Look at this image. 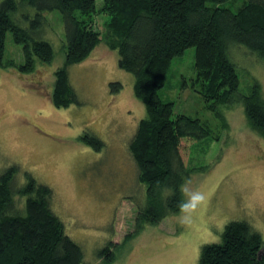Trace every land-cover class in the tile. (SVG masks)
<instances>
[{
    "label": "rangeland",
    "instance_id": "374dc122",
    "mask_svg": "<svg viewBox=\"0 0 264 264\" xmlns=\"http://www.w3.org/2000/svg\"><path fill=\"white\" fill-rule=\"evenodd\" d=\"M243 1L227 5L236 10ZM101 2L96 0L98 6ZM44 15L48 23L41 36L52 45L53 60L37 62L30 73L0 67V174L14 165L18 188L30 175L51 189V209L82 248L81 264H107L97 255L109 242L117 245L109 264H198L201 246L219 242L232 220L246 221L264 238V138L248 125L238 103L222 113L223 127L192 87L194 47L173 59L158 92L173 102L174 115L199 118L212 130L203 140L190 141L184 153L189 166L200 169L187 187L203 192L205 202L187 223H181L179 211L127 237L145 200V185L129 150L145 105L134 93V76L118 66V52L108 45L110 16L98 13L92 25L100 41L84 60L66 67L74 96L56 106L51 96L55 73L65 62L64 26L59 11ZM231 52L239 93L248 94L258 82L264 96V59L240 46ZM4 57L14 64L23 61L22 45L11 32ZM111 82L120 83L118 91ZM83 137L99 139L101 148ZM24 199L14 200L19 212Z\"/></svg>",
    "mask_w": 264,
    "mask_h": 264
},
{
    "label": "trees",
    "instance_id": "16d2710c",
    "mask_svg": "<svg viewBox=\"0 0 264 264\" xmlns=\"http://www.w3.org/2000/svg\"><path fill=\"white\" fill-rule=\"evenodd\" d=\"M228 1L102 0L99 6L96 0L0 1V67L14 66L21 73L32 72L37 62L53 60L52 45L41 32L48 23L44 12H60L65 62L55 73L51 99L56 106L66 105L74 96L66 67L84 60L100 41L92 25L95 15L110 16L108 45L118 52V66L134 76V93L146 110L129 143L138 179L145 185V200L127 237L178 213L186 200L181 186L200 170L185 160V146L210 136V126L199 118L174 115L173 102L158 92L173 59L185 49L195 48L192 87L209 102L223 127L222 113L238 103L248 125L264 138L261 86L255 82L248 94L239 93L240 78L231 52L240 46L264 59V0H244L236 10ZM8 32L22 45L20 64L4 57ZM111 85L113 91L121 87L117 82ZM83 140L96 150L102 146L94 137ZM16 170L12 165L0 174V264H81L82 248L64 232L51 209V189L30 175L18 188ZM18 196H25L20 212L14 206ZM116 246L109 242L97 256L111 263L115 255L111 249ZM198 264H264V238L246 221H229L219 242L201 246Z\"/></svg>",
    "mask_w": 264,
    "mask_h": 264
},
{
    "label": "clouds",
    "instance_id": "9594fccd",
    "mask_svg": "<svg viewBox=\"0 0 264 264\" xmlns=\"http://www.w3.org/2000/svg\"><path fill=\"white\" fill-rule=\"evenodd\" d=\"M181 191L187 197L185 201H183L179 205L181 216V223H187L192 214L196 212L197 208L205 202L206 196L201 191H192L187 187V182L185 185L181 186Z\"/></svg>",
    "mask_w": 264,
    "mask_h": 264
}]
</instances>
